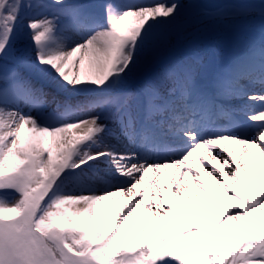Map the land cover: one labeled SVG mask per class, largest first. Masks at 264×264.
<instances>
[{
  "label": "snow or ice",
  "instance_id": "obj_1",
  "mask_svg": "<svg viewBox=\"0 0 264 264\" xmlns=\"http://www.w3.org/2000/svg\"><path fill=\"white\" fill-rule=\"evenodd\" d=\"M0 264H264V0H0Z\"/></svg>",
  "mask_w": 264,
  "mask_h": 264
},
{
  "label": "rangeland",
  "instance_id": "obj_2",
  "mask_svg": "<svg viewBox=\"0 0 264 264\" xmlns=\"http://www.w3.org/2000/svg\"><path fill=\"white\" fill-rule=\"evenodd\" d=\"M180 2L188 4L191 0H180ZM129 23L131 24L133 21H129ZM246 35L247 33L244 32L229 31H208L199 36L173 33L167 37L155 60L145 70L144 76L164 71L178 63L199 61L198 78L201 82H205L215 74L222 63L233 55V50ZM139 83V80L134 81L132 87H138ZM259 87L257 85V89ZM170 172L171 170L166 174ZM149 195H153V193L150 192ZM149 219H151L150 214Z\"/></svg>",
  "mask_w": 264,
  "mask_h": 264
},
{
  "label": "bare ground",
  "instance_id": "obj_3",
  "mask_svg": "<svg viewBox=\"0 0 264 264\" xmlns=\"http://www.w3.org/2000/svg\"><path fill=\"white\" fill-rule=\"evenodd\" d=\"M149 175L151 176V174H149ZM165 176H166L165 179L168 180V181L170 182V173H169V174H166V173H165ZM169 196H170V198H171V193H169ZM117 200H119V198H117ZM150 220H151V219H150Z\"/></svg>",
  "mask_w": 264,
  "mask_h": 264
}]
</instances>
